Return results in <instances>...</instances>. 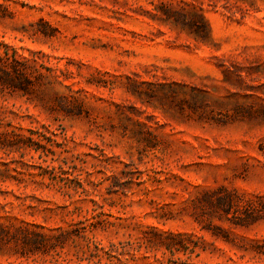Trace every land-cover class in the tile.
<instances>
[{"label":"rangeland","instance_id":"obj_1","mask_svg":"<svg viewBox=\"0 0 264 264\" xmlns=\"http://www.w3.org/2000/svg\"><path fill=\"white\" fill-rule=\"evenodd\" d=\"M0 54L32 83L0 131L38 146L0 148V222L57 236L0 264H264V219L210 203L264 195V0H0Z\"/></svg>","mask_w":264,"mask_h":264},{"label":"trees","instance_id":"obj_2","mask_svg":"<svg viewBox=\"0 0 264 264\" xmlns=\"http://www.w3.org/2000/svg\"><path fill=\"white\" fill-rule=\"evenodd\" d=\"M20 65V62L14 58V55L0 54V87H6L11 90H21L23 93L30 90L32 83L27 78ZM54 93L55 92L52 90V95ZM29 131L31 134L35 132V130L32 129H29ZM4 147L12 149L29 147L35 151L38 148V146H33L32 137L25 136L13 129L9 131H0V148ZM260 150L264 153L263 145H261ZM29 167L39 169L36 172V175L40 176V179L35 180L33 178L34 174L29 172L27 174V179L20 178V180L42 183V177L46 173V170L41 166L29 165ZM2 172L3 170L0 169V173ZM20 180L19 182H21ZM218 189H220V191L222 190L223 193L216 194L213 200H210V203L214 207L220 208L226 215L229 214L235 225L247 226L264 219V195L255 194L247 197L238 195L235 192H231L222 187ZM165 234V238L168 240H161L158 243L171 255L175 252L191 254L199 248L197 239L193 242H190L191 240L188 241L191 237L189 234L182 232H167ZM53 238L55 239L57 236L50 234L49 231L46 232L42 226H32L31 223L16 225L11 222H0V249L12 245L15 246L18 253L22 256L45 252L47 249L53 247L51 242ZM256 252L264 254V239L263 243L256 248ZM196 255H198V253H196ZM173 263L175 262L172 260L168 262V264Z\"/></svg>","mask_w":264,"mask_h":264}]
</instances>
